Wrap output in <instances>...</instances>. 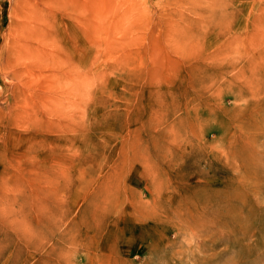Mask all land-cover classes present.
Listing matches in <instances>:
<instances>
[{
  "label": "rangeland",
  "instance_id": "374dc122",
  "mask_svg": "<svg viewBox=\"0 0 264 264\" xmlns=\"http://www.w3.org/2000/svg\"><path fill=\"white\" fill-rule=\"evenodd\" d=\"M262 49L264 0H0V264H264Z\"/></svg>",
  "mask_w": 264,
  "mask_h": 264
},
{
  "label": "bare ground",
  "instance_id": "6f19581e",
  "mask_svg": "<svg viewBox=\"0 0 264 264\" xmlns=\"http://www.w3.org/2000/svg\"><path fill=\"white\" fill-rule=\"evenodd\" d=\"M236 37H237V36H236ZM237 39H238V37H237ZM239 39L241 40V37H240ZM237 41H238V40H237ZM241 41H242V40H241ZM254 41H255V40H254ZM238 43H239V42H238ZM249 43H250V42H249ZM255 43H256V42H255ZM250 44H251V43H250ZM237 45H238V44H237ZM237 45H236V47H237ZM253 46H254V44H253ZM255 46H256V44H255ZM250 49H251V48H250ZM252 56H253V55H252ZM217 58H218V57H217ZM240 59H241V58H240ZM249 59H250V58H249ZM213 60H214V59H213ZM215 60H216V58H215ZM237 60H238V59H237ZM249 61H250V60H249ZM257 61H258V63H260V64H264V49H262V51L258 54ZM257 159H258V158L253 159L254 162H252V164L255 163V165H256V162H258V163L260 164L261 162H260L259 160H257ZM249 166H251V165H249ZM253 166H254V164L252 165V167H253ZM256 166H257V165H256ZM256 166H255V168L258 167V166H257V167H256ZM250 168H251V167H250ZM252 170H254V169H252ZM252 170H251V171H252ZM253 199H254V198H253ZM253 199H252V200H253ZM254 201H255V200H254ZM254 201H253V202H254ZM254 203H255V202H254ZM181 208H183V207H181ZM158 209H159V208H158ZM187 209H188V208H187ZM156 211H157V210H156ZM161 211H162V210H161ZM157 212H158V211H157ZM180 212H181V211H180ZM151 216H154V215H152V213H151ZM151 216H148V218H149V217L151 218ZM153 218H154V217H153ZM191 220H192L193 222L195 221V220H193V219H190V221H191ZM195 222H196V221H195ZM195 222H194L193 224L196 225L197 222H196V223H195ZM188 224H189V223H188ZM203 225H204V224H203ZM192 226H193V225H192ZM211 227H212V226H211ZM194 229H195V228H194ZM193 246H194V244H193ZM197 260H199V259H197ZM189 262H190V260H189Z\"/></svg>",
  "mask_w": 264,
  "mask_h": 264
}]
</instances>
